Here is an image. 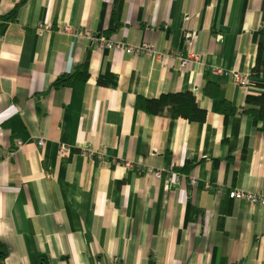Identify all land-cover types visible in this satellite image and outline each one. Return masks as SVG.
<instances>
[{
	"label": "crops",
	"instance_id": "1",
	"mask_svg": "<svg viewBox=\"0 0 264 264\" xmlns=\"http://www.w3.org/2000/svg\"><path fill=\"white\" fill-rule=\"evenodd\" d=\"M67 26L154 51L98 50ZM262 29L264 0H0V264H264V207L227 195H264L262 124L243 112L263 91L216 73L251 76ZM85 63L88 81L55 87ZM186 92L204 123L137 106Z\"/></svg>",
	"mask_w": 264,
	"mask_h": 264
},
{
	"label": "trees",
	"instance_id": "2",
	"mask_svg": "<svg viewBox=\"0 0 264 264\" xmlns=\"http://www.w3.org/2000/svg\"><path fill=\"white\" fill-rule=\"evenodd\" d=\"M18 6L13 13L5 20L12 21L17 14ZM90 73L88 64L82 65L74 75L66 76L55 83V87L63 86L71 80L81 82L88 81ZM250 86H254L263 92L258 96L249 95L246 103L250 108L243 112L262 124L261 130L264 132V29L260 31L259 47L257 51L255 65L251 72ZM207 97L216 102V111L228 120L238 113L239 109L230 102L225 95L224 89L216 84L209 83L205 89ZM140 111L151 116H163L171 119H183L190 123H204L207 119V111L198 106L196 97L192 92L164 94L158 99H147L140 97L137 102ZM6 252L3 246H0V258L4 259Z\"/></svg>",
	"mask_w": 264,
	"mask_h": 264
},
{
	"label": "built area",
	"instance_id": "3",
	"mask_svg": "<svg viewBox=\"0 0 264 264\" xmlns=\"http://www.w3.org/2000/svg\"><path fill=\"white\" fill-rule=\"evenodd\" d=\"M50 30L49 27H41L39 28V32H43V31H48ZM65 34L68 35H74V36H78L87 40H90L91 42H94L96 44V48L98 50H103V49H109V50H125L129 53H133L135 55H139V54H144V53H152L154 51V48L152 45L150 44H142L139 46H131L128 45L126 43L123 42H116L114 40L111 39H106L103 36H95L94 34H92L91 31H85V32H75V30H73L72 28H70L69 26L64 28L63 31ZM176 57L179 59L180 62V69H185L188 68L190 66H194L200 63V56L198 54H193L190 53L188 55H183L182 53H177ZM216 73L224 76L226 78H232L234 80V82L239 86V87H248L250 86V81L251 78L250 76L247 75H243L237 72H228V71H224L221 69H217ZM45 144V140L44 139H40L38 141V145L40 147L44 146ZM16 145L18 147V149L20 147L23 146V142L21 141H17ZM70 153V148L68 144L62 143L60 144V148H59V155L62 158H65L69 155ZM85 155H87L88 157H92L94 156V153L91 154L89 152L84 153ZM100 158V156H99ZM126 168L128 169H132L133 168V164L131 162H124L123 164ZM139 171L141 172H146L147 174H152L154 175L156 178L161 179L164 175V173L167 172V170H158L155 171L153 169H140ZM171 179H173V184H179L180 183V175L179 174H170ZM190 184L193 187H198L200 185V182L198 180L192 179L190 180ZM204 188L206 190H211L212 189V185L210 183H206ZM218 194H223V189H218L217 190ZM227 195L230 199L235 200V201H244L246 203H248L249 205L252 206H263L264 207V195L262 194H256L253 192H246V191H240V190H229L227 192Z\"/></svg>",
	"mask_w": 264,
	"mask_h": 264
},
{
	"label": "bare ground",
	"instance_id": "4",
	"mask_svg": "<svg viewBox=\"0 0 264 264\" xmlns=\"http://www.w3.org/2000/svg\"><path fill=\"white\" fill-rule=\"evenodd\" d=\"M251 77V76H250ZM232 200V199H231Z\"/></svg>",
	"mask_w": 264,
	"mask_h": 264
}]
</instances>
